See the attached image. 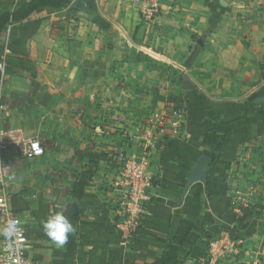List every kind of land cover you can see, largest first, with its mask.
Wrapping results in <instances>:
<instances>
[{"label": "crops", "instance_id": "1", "mask_svg": "<svg viewBox=\"0 0 264 264\" xmlns=\"http://www.w3.org/2000/svg\"><path fill=\"white\" fill-rule=\"evenodd\" d=\"M29 1L0 0V16ZM82 1L84 7L77 10L75 0H67L62 10L38 9L0 34V59L3 55L24 59L33 67V73H28L4 63L1 128L10 140L37 138L44 150L37 158H23L16 149L5 155L4 167L13 175L8 189L12 207L23 230L30 232L37 229L33 213L43 214L47 221L76 203L84 236L73 259L65 260L61 247L47 240L46 232L27 239V256L35 264H124L130 249L134 264H150L166 249L180 221L175 205L186 179L180 176L175 159L185 157L195 164L206 155L209 183L223 190H208L201 213L216 225L192 230L184 244L190 256L179 264H199L208 244L229 232L245 244L247 253L216 264H264V125L254 133L248 126L231 132L219 155L201 144L210 129L205 109L229 121L260 108L251 109L248 102L223 105L205 87V78L187 90L188 84L179 82L174 69L189 67L188 58L194 53H189V47L205 27H217L206 32L207 39L235 24L244 38L264 41V0H155L161 14L148 30L140 16L141 1ZM86 8L108 27L91 23ZM72 16L79 21L73 36L66 23ZM169 103L183 114L182 135L167 131L159 152L151 157V201L141 234L124 247L107 205L110 195L104 190L116 172L111 156L141 155L137 123L168 109ZM95 155L101 156L96 173L83 198L74 201L70 196L74 176ZM243 158L253 159L250 168L240 163ZM248 182L257 184L250 195ZM236 187L250 197V206L236 202ZM3 229L0 223V242L5 239Z\"/></svg>", "mask_w": 264, "mask_h": 264}, {"label": "built area", "instance_id": "2", "mask_svg": "<svg viewBox=\"0 0 264 264\" xmlns=\"http://www.w3.org/2000/svg\"><path fill=\"white\" fill-rule=\"evenodd\" d=\"M137 1L144 4L140 7V16L147 30L152 29L161 14L158 3L155 0ZM3 58L4 55L1 59ZM4 67L5 64L1 60L0 71ZM183 125L184 117L180 111L172 108L165 109L137 123L138 143L143 146L141 155L127 157L125 154L115 153L111 156L116 172L112 180L105 184L104 190L110 195L107 205L112 212L113 227L118 232L124 247H130L141 234L143 215L151 201L149 193L153 187L152 178L149 175L151 157L159 152L160 144L167 135V131L170 130L174 136L181 137ZM133 141V138L128 136L127 142L132 144ZM11 149H16L23 158H37L44 154L37 138L26 141L7 139L0 120V223L5 228L9 221H15L18 228L15 236L5 237L0 242V264H35L26 254L28 240L12 207L8 190L13 175L4 167V157ZM244 160L247 162L243 163ZM240 163L245 168H250L253 159L243 158ZM256 186L257 184L246 183L249 195L256 191ZM233 196L241 206H250V197L243 196L237 187L233 191ZM245 253L247 249L243 242L231 240L229 236H226L224 239L210 243L206 256L200 259L199 264H216L229 257H239Z\"/></svg>", "mask_w": 264, "mask_h": 264}, {"label": "trees", "instance_id": "3", "mask_svg": "<svg viewBox=\"0 0 264 264\" xmlns=\"http://www.w3.org/2000/svg\"><path fill=\"white\" fill-rule=\"evenodd\" d=\"M66 1L67 0H30L20 8L5 12L0 16V34L8 25L17 24L27 20L38 9L49 8L51 10H62L67 7ZM84 13L91 23L99 26L102 29L108 27V25L89 8H86ZM1 60L6 64V66L13 67L21 71H26L28 73H33V67L27 60L10 56H4L3 59H0V62ZM259 70L261 79L264 81V63H259ZM201 99V97L197 96V100ZM255 107L260 108V110L257 112H252L245 117H237L229 121L223 120L221 116L214 110L205 109L204 112L210 121V129L202 136L201 144L208 148L212 154L219 155L226 142L227 136L231 132L248 126L254 133L255 128L258 125H264V102L261 104H255ZM99 160H101V156H93L91 161L84 167V169L78 175L74 176V180L70 185V196L74 201L78 202L83 198L85 187L94 177L96 173L95 169L99 164ZM175 160L178 163L177 166L180 176L186 179L194 164L185 157H178ZM207 189L223 190L221 187L211 185L208 178ZM204 199L205 195L203 186L200 183L194 184L185 196L182 206L177 211V215L180 216V221L174 235L168 242L166 249L161 253L160 257L150 264H179L185 262L189 258L190 252L184 249V244L192 230L197 227L204 228L216 225V221L213 218L203 216L201 213ZM33 214L34 218L36 219L37 229L35 231L25 232V237L27 239L30 237H42L43 232H45L43 225L46 222L44 221L46 216L39 213ZM65 217L70 219L71 223L76 229L75 233L69 236L67 244L61 247L64 259L70 260L75 257L79 249L80 242L83 240L84 236L79 231V217ZM228 236L231 240H238L236 239V235L233 232H229ZM216 240L217 239H214L210 243ZM210 243L208 244L205 255L200 259L206 256ZM124 264H134V257L130 249L129 253H127L124 257Z\"/></svg>", "mask_w": 264, "mask_h": 264}, {"label": "rangeland", "instance_id": "4", "mask_svg": "<svg viewBox=\"0 0 264 264\" xmlns=\"http://www.w3.org/2000/svg\"><path fill=\"white\" fill-rule=\"evenodd\" d=\"M77 22L76 16L66 22L67 30L72 36ZM238 27L239 25L233 24L220 35H212L210 39H207L206 32L216 30L217 27H205L196 34L189 47V53L194 52L192 58H188L189 67L185 68L186 71L174 68L177 69L175 74L182 85L199 84L205 78V87L213 95L219 96V102L223 105L236 107L248 102L251 109H259L255 107L254 100L264 95V83L259 71V63H264V41L244 38L243 30ZM199 40L203 41L202 46L197 43ZM207 64H210L209 70ZM170 104L166 106L168 109L180 111Z\"/></svg>", "mask_w": 264, "mask_h": 264}, {"label": "water", "instance_id": "5", "mask_svg": "<svg viewBox=\"0 0 264 264\" xmlns=\"http://www.w3.org/2000/svg\"><path fill=\"white\" fill-rule=\"evenodd\" d=\"M73 9L77 10L79 7H84L82 0H75ZM202 40L197 41L199 45L202 46ZM187 90L193 88L191 84L187 85ZM264 102V95L258 97L254 100L255 104H261ZM209 158L206 155H201L197 161L195 162L194 166L190 170L188 177L185 181V186L183 188L181 197L175 208H180L183 204L184 198L187 195L190 188L196 184L200 183L203 186L204 195L207 196L208 189H207V178H208V168H209ZM79 214L78 206L76 203H71L63 212V215L67 216H76ZM46 234V233H45ZM47 236V234H46ZM50 238L47 236V240Z\"/></svg>", "mask_w": 264, "mask_h": 264}, {"label": "clouds", "instance_id": "6", "mask_svg": "<svg viewBox=\"0 0 264 264\" xmlns=\"http://www.w3.org/2000/svg\"><path fill=\"white\" fill-rule=\"evenodd\" d=\"M47 236L55 244L57 248L67 244L69 236L74 234L76 229L70 219L66 218L62 213L50 216L43 225ZM18 232L15 221H9L3 229V235L7 238L15 236Z\"/></svg>", "mask_w": 264, "mask_h": 264}]
</instances>
